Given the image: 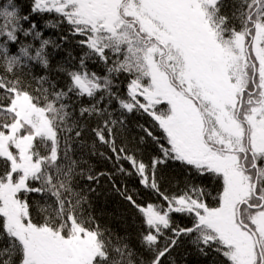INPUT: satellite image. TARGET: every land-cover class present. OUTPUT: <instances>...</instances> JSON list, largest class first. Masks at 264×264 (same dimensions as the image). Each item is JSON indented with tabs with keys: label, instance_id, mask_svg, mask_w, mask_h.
Wrapping results in <instances>:
<instances>
[{
	"label": "snow or ice",
	"instance_id": "6c2138e0",
	"mask_svg": "<svg viewBox=\"0 0 264 264\" xmlns=\"http://www.w3.org/2000/svg\"><path fill=\"white\" fill-rule=\"evenodd\" d=\"M0 264H264V0H0Z\"/></svg>",
	"mask_w": 264,
	"mask_h": 264
}]
</instances>
